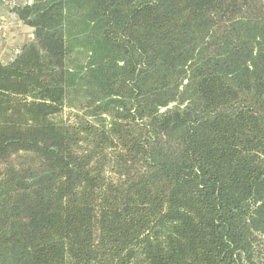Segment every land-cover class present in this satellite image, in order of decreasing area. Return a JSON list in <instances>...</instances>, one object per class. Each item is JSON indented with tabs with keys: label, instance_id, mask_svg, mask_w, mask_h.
Returning a JSON list of instances; mask_svg holds the SVG:
<instances>
[{
	"label": "trees",
	"instance_id": "trees-1",
	"mask_svg": "<svg viewBox=\"0 0 264 264\" xmlns=\"http://www.w3.org/2000/svg\"><path fill=\"white\" fill-rule=\"evenodd\" d=\"M13 11L0 264H264V0Z\"/></svg>",
	"mask_w": 264,
	"mask_h": 264
},
{
	"label": "crops",
	"instance_id": "crops-1",
	"mask_svg": "<svg viewBox=\"0 0 264 264\" xmlns=\"http://www.w3.org/2000/svg\"><path fill=\"white\" fill-rule=\"evenodd\" d=\"M31 3L32 0H0V18L13 20L16 5ZM15 23V22H14ZM33 37V28L28 25L13 26L6 37L0 34V60L8 62L21 47Z\"/></svg>",
	"mask_w": 264,
	"mask_h": 264
},
{
	"label": "built area",
	"instance_id": "built-area-1",
	"mask_svg": "<svg viewBox=\"0 0 264 264\" xmlns=\"http://www.w3.org/2000/svg\"><path fill=\"white\" fill-rule=\"evenodd\" d=\"M16 24L23 25L24 23L18 18V16L15 13L13 16V20H9L6 18H0V34L2 35V37H6L9 33L10 29L13 26H15Z\"/></svg>",
	"mask_w": 264,
	"mask_h": 264
}]
</instances>
